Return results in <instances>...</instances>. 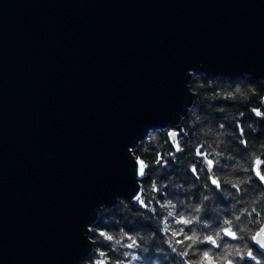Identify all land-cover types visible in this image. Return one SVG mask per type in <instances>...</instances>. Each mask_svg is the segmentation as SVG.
<instances>
[{
	"label": "water",
	"instance_id": "95a60500",
	"mask_svg": "<svg viewBox=\"0 0 264 264\" xmlns=\"http://www.w3.org/2000/svg\"><path fill=\"white\" fill-rule=\"evenodd\" d=\"M193 72L264 86V0H0V264H80Z\"/></svg>",
	"mask_w": 264,
	"mask_h": 264
},
{
	"label": "trees",
	"instance_id": "16d2710c",
	"mask_svg": "<svg viewBox=\"0 0 264 264\" xmlns=\"http://www.w3.org/2000/svg\"><path fill=\"white\" fill-rule=\"evenodd\" d=\"M189 86L194 100L180 122L174 127L150 131L146 139L135 146V158L147 165L143 176L138 172L140 191L132 200L118 198L114 206L101 208L90 227L92 251L80 264H120L121 260L128 264L131 257L124 256V252L138 258L132 264H154V261L179 264V258L165 243L171 232L164 233L159 226L167 215L163 205L169 200L175 205L177 215L195 214L194 206L202 202L204 195H209V200L203 201L200 216L202 221L211 222L208 228L203 224L176 225L173 217L168 218L174 228L183 227L189 236L193 227L214 235V229L221 225V218L213 209L220 206L227 209L224 215L231 216L232 205L238 210L259 199L258 207L264 217V183L255 176L252 167L253 154L264 161V118L255 116L253 111L264 112L262 82L249 76L231 81L193 72ZM213 148L223 155L217 157ZM205 155L213 161L212 174L204 163ZM259 170L264 174V163L259 165ZM217 176L221 177V191L211 183ZM226 176L245 180L239 194L225 182ZM224 192L233 195L225 199ZM260 226L255 214L251 220L247 214L239 221L233 218L239 239L225 235L219 243L221 247L224 243L247 244L255 256L264 260V252L254 245L247 231L257 230ZM242 227L245 231H241ZM133 238L136 247H127ZM175 239L181 246L190 243L179 231ZM117 240H120L119 244H116ZM209 249L213 256L221 251V248L204 242L194 245L185 259L195 260L200 251ZM212 262L217 264L214 258ZM227 264H233V261L229 260ZM245 264L255 262L246 260Z\"/></svg>",
	"mask_w": 264,
	"mask_h": 264
},
{
	"label": "clouds",
	"instance_id": "9594fccd",
	"mask_svg": "<svg viewBox=\"0 0 264 264\" xmlns=\"http://www.w3.org/2000/svg\"><path fill=\"white\" fill-rule=\"evenodd\" d=\"M255 116L264 118V112H260L259 110H253ZM179 151V149H177ZM198 154H199V150ZM213 152L216 153V156L219 157L223 155V153L218 152L215 148L212 149ZM259 158L253 154L252 155V167L255 173V176L259 179L261 183H264V177L257 173V164L256 161ZM209 158L208 156H204V163L208 168L210 174H212V166L208 163ZM264 163V161H261ZM195 172V168L192 169ZM226 183L231 185V188L235 189V192L239 194L241 192V185L245 183V180L237 178V177H224ZM211 183L215 186L217 191H221V177L217 176L215 179H212ZM225 199L230 198L233 194L231 192H224ZM209 195H204L202 197V202L194 206L193 211L195 214H185V215H177L175 210V205L171 200L167 201L163 208L166 210L167 215L159 222V226L164 233L171 232V235L167 237L165 243L170 248L171 252L174 253L179 258V264H209V261L205 258L206 254L208 257L214 258L217 264H227L229 260L233 261V264H245V261H252L255 264H264V260L255 256L252 250L244 244L243 246L239 244H230L224 243L221 247L219 241L223 239V236H229L233 240L239 239L238 233L234 230L233 227V218L239 221L241 216L247 214L248 219L251 220L253 214H255L256 219L260 222V227L257 230H247L250 236L251 241L254 242V245L258 246V249L264 251V217L261 216V210L258 205L261 203L259 199L252 201L250 204L245 205L244 207L239 208L238 210L235 209V205L231 207L234 209L231 216L224 215L223 213L227 211L226 208L220 206L219 208H214L213 211L217 212L221 218V225L219 228L214 229V235L212 233H205L198 231L195 227H193L191 235L189 236L187 233L184 232V228L181 227L179 229L174 228L172 223L169 222V217L174 218V223L176 225H184V226H191L194 224H203L204 228H208L211 224L210 221L200 219L201 213L203 211L204 205L203 201L209 200ZM183 233L187 240H190V243H185L182 246L178 245L176 241L177 232ZM241 231H245L242 227ZM231 232L233 235H229L228 233ZM208 242L211 245L216 246L217 248H221L219 253L214 254L212 250H204L198 253V258L195 260H187L186 257L189 256V250L193 249L194 245ZM120 240L116 241V244H119ZM129 248L136 247L135 239L131 244L127 245ZM124 256L131 257V260L128 264H132V262L136 261L138 258L130 252H124ZM120 264H125V261L121 260ZM154 264H160L159 261H154Z\"/></svg>",
	"mask_w": 264,
	"mask_h": 264
},
{
	"label": "snow or ice",
	"instance_id": "6c2138e0",
	"mask_svg": "<svg viewBox=\"0 0 264 264\" xmlns=\"http://www.w3.org/2000/svg\"><path fill=\"white\" fill-rule=\"evenodd\" d=\"M177 148H179L178 145H177ZM208 163L210 166H212L213 161L209 160ZM137 164H138V172L141 176H143L145 174V169H146L147 165H146L145 161H143V160H138ZM256 164H257V173L260 174L262 177H264V174H262L261 171L259 170V165L261 164V161L259 159L256 161ZM137 199H140V198L137 197ZM228 234L233 235V233H231V232H229ZM107 238L111 239L110 236H108ZM205 258L209 261V264H213L211 257H208L207 254H206ZM101 264H103V262H101Z\"/></svg>",
	"mask_w": 264,
	"mask_h": 264
}]
</instances>
